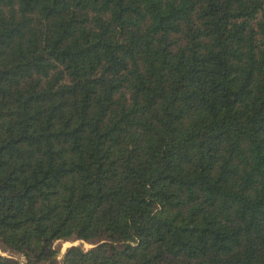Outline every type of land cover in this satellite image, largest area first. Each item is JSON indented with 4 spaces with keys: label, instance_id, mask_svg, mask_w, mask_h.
I'll return each mask as SVG.
<instances>
[{
    "label": "trees",
    "instance_id": "16d2710c",
    "mask_svg": "<svg viewBox=\"0 0 264 264\" xmlns=\"http://www.w3.org/2000/svg\"><path fill=\"white\" fill-rule=\"evenodd\" d=\"M0 248L264 264V0H0Z\"/></svg>",
    "mask_w": 264,
    "mask_h": 264
},
{
    "label": "rangeland",
    "instance_id": "374dc122",
    "mask_svg": "<svg viewBox=\"0 0 264 264\" xmlns=\"http://www.w3.org/2000/svg\"><path fill=\"white\" fill-rule=\"evenodd\" d=\"M72 245H81L84 248H90L93 244L88 243V242H81L80 240H75V241H73V240H59L56 242V247L59 250L58 257H57L59 261H62L65 252ZM0 253L3 255H7V252H4L2 250V248H0ZM18 258H20V257H18ZM21 260H23V259L21 258Z\"/></svg>",
    "mask_w": 264,
    "mask_h": 264
}]
</instances>
